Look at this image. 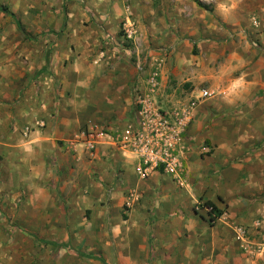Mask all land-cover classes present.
Masks as SVG:
<instances>
[{
	"label": "crops",
	"instance_id": "crops-1",
	"mask_svg": "<svg viewBox=\"0 0 264 264\" xmlns=\"http://www.w3.org/2000/svg\"><path fill=\"white\" fill-rule=\"evenodd\" d=\"M138 16L136 22L141 19ZM156 17L165 19V15L159 12H156ZM260 23L259 29H254L257 36L255 41L259 43L260 48L252 49L243 38L239 42L230 44L231 50L229 49L228 59L225 62L227 76L222 79V90L227 91V95L223 96V99L208 100L200 104L195 112L194 121L188 129L192 146L183 161L186 170V180L181 184L184 185L183 188L174 182L171 175L161 170L149 171L148 176L142 178L136 170L138 162L135 155L121 147V141L128 134V130L135 128L136 125L137 106L134 92L138 88L139 72L132 63L115 55L112 51H116L115 47L109 49L111 54L103 61L101 68L88 64L89 68L86 70L72 68L64 72L60 59L56 61L53 59L50 63L46 53L39 50L33 52L30 45L26 52L29 54L28 57L21 58L20 54L16 55L21 44L14 43L13 38L9 36L13 28L2 29L5 37L0 36V211L7 207L11 210L17 208L15 201L18 195L14 192L16 188L22 187L30 193L29 204L26 203L30 207L22 209L34 210V213L45 209L60 212L62 207L60 208V199L57 196L45 201L43 189L40 191L41 195L38 191L33 193L28 189L35 175L46 178L55 188L59 187L57 185L59 176L55 175L54 169H51L52 160L59 164L64 179L65 177L69 179L62 181L63 185L60 186L62 192L74 194L81 192L82 189L88 191L90 196L84 197L79 209L83 207L92 210L95 204L104 205L105 192L101 184L104 182L113 187V180L119 176L121 184L114 190V197L118 200L117 210L122 201L127 205H135L140 198L138 202L140 206L136 209L140 210L141 216L131 218L137 215L134 211L129 219L126 216L123 220L135 224L132 222L134 220L137 226H141V231H145L150 222L148 214L151 213L153 216L150 218L155 230L152 234L153 239L157 244L163 243L157 246V249L164 248V244L175 239L187 241L186 239L190 237L187 234L191 233L196 224L201 228L206 227L207 222L204 218L207 216L203 214L204 218H202L193 212L194 204L198 200L205 203L212 202L221 210V202L225 200L229 205V211L231 210L234 215L243 206L240 200L247 202L249 199L264 195V148L262 147L264 143V25L261 19ZM199 24L195 19V28L185 29L181 33L183 44L179 48L180 55L187 52L188 54H184L185 60L192 65L195 61L194 55L197 54L202 57L205 55L206 60L218 57V53L214 52L215 34L218 28L212 23L205 25L204 20H199ZM141 27L140 25L139 30ZM168 28L170 40H175L176 35L171 36L172 29ZM115 31L117 29L113 30ZM3 38L5 42L2 41ZM116 38L118 40L116 39L115 44L121 45L119 43L123 40L118 36ZM23 49L26 51V48ZM129 50L126 49L127 52ZM13 53H15L14 58H12ZM201 56L200 58L196 56V59H201ZM179 61L182 64L181 58ZM62 62L64 66L65 59ZM231 62L233 66L228 69ZM79 63L81 60L78 59L76 64L72 62L70 65L74 67ZM204 66L206 65L202 64L201 59L200 64L197 65L199 76L193 68L192 75L184 80V83H188L186 88H189L184 91L186 97H196L200 94L197 87L202 79H205L204 82H209L211 87L219 86V76L211 69L208 70L209 72L205 71V75L199 78L200 69ZM51 70L53 76L46 77ZM54 81L59 83L61 81L63 84L61 92L56 91ZM162 95L164 96V93ZM253 99L256 100L252 101ZM228 113L230 116L225 117ZM89 123L103 124L108 128L113 140L99 144L96 151L89 154L93 160L86 164L82 159L83 147L72 140L81 128ZM52 134L56 139L51 138ZM58 139L66 140L65 147H60L62 151H58L56 147ZM67 141L70 143L68 144ZM261 144L262 148L254 154H249L248 158L245 157L244 163L229 165L234 156L246 155L249 147ZM204 147L211 149L210 153L205 154L206 156H202ZM70 161L75 167H71ZM70 169L76 173L70 172ZM233 172L236 173L234 178ZM69 174L75 175L73 179H70ZM80 175L84 180L80 178L77 182ZM93 175L99 177L101 184L90 180ZM221 177L222 181H220ZM248 177L254 179L253 188L249 180H245ZM46 180L44 183L48 187ZM8 192L12 194L11 201H1V194ZM150 198L153 199L152 203L149 201ZM72 207L75 208L73 205ZM191 214L194 215L192 218ZM45 218L48 224L60 222L64 229L74 232L73 236H77L80 226L84 225L101 227L110 224L112 234L114 225L120 222L119 218L114 216L110 219L105 216L93 217L90 222L83 218L85 220L83 223L78 221L77 217L76 220L59 218V216L54 220ZM105 231L109 234L107 228L96 229L99 235L104 234ZM86 232L88 233V230L80 236L84 237ZM63 236L68 237V234L62 232L60 238ZM146 236L148 238L149 233H146ZM0 241H2L1 235ZM145 249L148 252V248ZM88 250L81 246L72 248L68 246L60 256L67 257L68 254L72 257L84 255L100 257L98 254H91ZM138 250L136 252L133 249L130 255L139 253ZM2 253L1 257L10 252L4 248ZM126 257L127 260L123 259L119 264H141V260H136L135 255H126Z\"/></svg>",
	"mask_w": 264,
	"mask_h": 264
},
{
	"label": "rangeland",
	"instance_id": "rangeland-1",
	"mask_svg": "<svg viewBox=\"0 0 264 264\" xmlns=\"http://www.w3.org/2000/svg\"><path fill=\"white\" fill-rule=\"evenodd\" d=\"M195 1L0 0V36L5 37L2 33V29L5 27L13 28V32L9 36L13 38L14 43L21 44L16 55L20 54L19 57L21 58L28 57L29 54L26 52L30 48L28 45H30L33 52L39 50V52L46 53L50 63L53 59L55 61L60 59L61 68L64 72L70 71L72 68L74 70L76 68L86 70L89 68L88 64L101 68L103 61L111 54L109 49L113 46L116 48V51L112 50L115 55L118 58L121 56V58L132 63L139 72V89H135V99L138 90H147L146 84L150 79V75L157 73L160 87L155 99L160 107L166 109L175 106L177 103H185V101L192 98L189 96L187 98L184 94V91L189 90V88H186L188 83H184V80L192 75L193 68L196 69V74L198 73L199 68L197 65L200 64L202 59V64L204 63L206 66L200 69L201 75L199 78L205 75V71L211 69L215 75L219 76L218 80L220 81L218 88H215V86L211 87L209 82H204L205 79L201 80L197 90L212 92V97L202 101L201 104H203L208 100L223 99V96L227 95V91L222 90V79L227 76L225 71L227 63L225 62L228 59L232 42H239L243 38L252 49L260 48L259 43L255 41L257 36L254 29L256 27L253 25L252 20L258 16L264 25V0H197L206 6V9L196 5ZM2 7H8L16 15V19L2 12ZM156 12L165 15V19L157 18ZM137 16L141 17L138 22H136ZM258 17L257 19H259ZM128 18L137 30L135 42L131 43L123 38V25ZM195 19L198 25H200L199 20H204L205 25L212 23L213 26L218 28L215 34L216 48L214 49V52L218 53V57L206 60L205 55L202 57L197 54L198 58L200 56L202 58L196 59L194 55L195 61L192 65L191 62L185 60L184 54L188 53L185 52L181 56L179 48L183 44L182 31L194 29ZM16 20L22 23L24 30L18 28ZM140 25L142 26L141 30H139ZM168 27L172 29L171 36L172 34L176 35L175 40H170ZM116 29L117 31L113 32ZM116 36L123 40H120L119 44L121 45L115 44V41L118 40ZM2 41L5 42L6 40L3 38ZM254 41L258 43L257 46L254 45ZM23 48H26V51ZM127 48L130 49L129 52L126 51ZM12 56L14 58L15 53ZM180 58L182 64H180ZM63 59H65L64 66H62ZM78 59L81 60L82 65L79 63V65L71 67L70 63L76 64ZM232 66L233 63L231 62L228 69ZM47 75L46 77H52V70ZM238 75L239 73H237ZM54 82L56 91L61 92L63 90L61 81L60 83L58 81ZM254 100L256 99L252 101ZM226 105H228L227 102ZM227 116H230L229 113L225 117ZM89 124L103 129L104 132L108 131V128L103 124ZM33 130H36L35 127ZM108 133L110 134L109 131ZM55 137L52 134L51 138L56 139ZM72 141L83 147L82 159L86 164H89L93 160L89 155L90 152L81 144L78 136H75ZM67 143L70 142L67 141ZM56 145L58 151H62L60 147H65L66 140L58 139ZM261 146L262 144L249 147L246 155L234 156L229 165H235L238 162L244 163V158H248L249 154H254L260 148H264V143ZM202 156H206L205 153ZM71 162V167H75V164L73 165ZM51 169H54L56 171L55 175L59 176L57 183L59 187L55 188L46 178L35 175L33 176V183L28 189L33 193L38 191V194L43 189L45 191L43 193L45 201L57 196L60 199V208L62 207V209L58 213L46 209L38 210L36 213H34V210H24L30 207V205H26V203L29 204L30 193L22 187L16 188L14 193L18 195L15 201L17 202V208L11 210L10 207H7V209L0 211V235L2 238V241H0V264H119V261L127 260L126 255H135V259L141 260V264H264V195L249 199L247 202L240 200L239 202L243 206L234 215L231 210L229 211L228 203L223 200L221 206L224 214L212 223L209 220L205 201L198 200L194 204L193 212H196V215L202 218H204L203 214L207 216L204 218L207 222L206 227L201 228L196 224L191 233L187 234L190 235L186 239L187 241L183 242L181 239H175L168 244H164L165 249L163 247L157 249V246L159 247L163 243L158 242L157 244L153 239L152 234L155 230L150 218L153 216L151 213L148 214L150 222L147 224L145 231H141V226H137L134 220L132 222L135 224L129 220H123L122 214L129 219L134 211L137 212V215H133L131 218L141 216L140 210L136 209L140 206L138 204L140 198L135 205H127L122 201L119 203L117 210L118 200L114 197V190L121 184L119 176H116L113 180V187L104 182L101 184L97 175L90 178V180L92 179L101 184L103 192H105V198L104 205L95 204L92 210H87L83 207L79 209V206L82 205L84 197L90 196L88 191L82 189L81 192L65 194L60 190V186L63 185L62 181L65 179L68 181L69 179L67 177L64 179L62 169L54 160L51 161ZM70 172H72L71 169ZM72 173L76 172L73 171ZM235 175L236 173L233 172V178ZM74 176L69 174L70 179H73ZM80 178L82 181L84 180L83 176L80 175L77 182ZM45 180L48 187L44 183ZM222 180L221 177L220 181ZM245 180H249L251 188L255 186L254 179L248 177ZM174 182L179 184L176 180ZM70 184H72V181H70ZM179 185L181 188L184 186ZM209 188L212 187L209 186ZM6 189L10 192L8 188ZM11 191L13 192V189ZM9 192L1 194V201H11L12 194ZM151 198L149 199L150 203L153 201ZM20 201L21 203H19ZM104 206L107 208L105 209ZM101 208H104V210H101ZM57 216L59 218H74V220L77 217L78 221H82V223L85 221L83 218L89 221L93 217L102 218V216H105L110 219L114 216V218L118 217L120 222L114 225L115 229L112 234L110 224L101 227L84 225L80 226L78 235L73 236L74 232L64 229L60 222L59 224H48L46 222L45 217H47V220H54ZM193 216L190 215L191 218ZM100 228H107L109 234L106 231L102 235L97 234L96 229ZM240 229L244 231L242 237L238 236ZM87 230L88 233L86 232L84 237L80 236ZM148 230L149 232H147ZM62 232L68 234V237L63 236L60 238ZM146 233H149L148 238ZM68 246L70 248L78 246L84 249L88 248L91 254H98L100 257L95 258L87 255L72 257L68 254L67 257L60 256V253L65 252V247ZM4 248L10 253L1 257ZM145 248H148V252ZM133 249L136 252L138 249L141 250H138L139 253L133 252L134 254L130 255Z\"/></svg>",
	"mask_w": 264,
	"mask_h": 264
},
{
	"label": "built area",
	"instance_id": "built-area-1",
	"mask_svg": "<svg viewBox=\"0 0 264 264\" xmlns=\"http://www.w3.org/2000/svg\"><path fill=\"white\" fill-rule=\"evenodd\" d=\"M252 22L256 28L261 26L256 17ZM123 26V38L128 43L135 42L137 30L130 18L126 19ZM257 44L255 42L254 45ZM146 85L147 90H138L137 93L135 128L128 130V134L121 141V147L135 155L138 162L136 170L142 178H146L149 171L161 170L171 175L179 184H183L186 180L183 161L192 145L188 129L194 121L198 106L202 101L212 97V92L201 90L198 96L166 109L160 107L155 99L160 87L158 74L150 75ZM77 136L90 153H94L104 140L109 142L113 140L109 133L93 124L85 125ZM203 150L205 154L211 152L207 147ZM243 235L244 231L240 229L238 236Z\"/></svg>",
	"mask_w": 264,
	"mask_h": 264
},
{
	"label": "trees",
	"instance_id": "trees-1",
	"mask_svg": "<svg viewBox=\"0 0 264 264\" xmlns=\"http://www.w3.org/2000/svg\"><path fill=\"white\" fill-rule=\"evenodd\" d=\"M195 2H196V4L199 7L204 8V9L207 8L200 1L196 0ZM1 9H2V12H4L5 14H7V15L11 16L12 18L16 19V15L13 12H11L8 7H2ZM16 22H17L18 28H20V30H24V27H23L22 23L19 20H16ZM205 206L209 209L208 215H209V220H210L211 223L215 222L218 218H221V216L224 214L223 210L219 209L217 207V205H215L212 202H206ZM123 217H124V219H126L125 215Z\"/></svg>",
	"mask_w": 264,
	"mask_h": 264
}]
</instances>
